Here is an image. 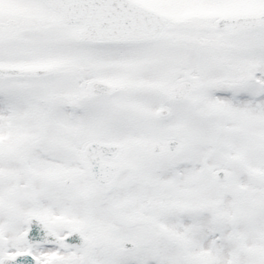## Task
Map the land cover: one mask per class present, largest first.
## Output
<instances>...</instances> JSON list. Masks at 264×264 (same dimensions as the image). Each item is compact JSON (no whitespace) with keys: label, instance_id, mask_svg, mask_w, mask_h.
<instances>
[{"label":"snow or ice","instance_id":"obj_1","mask_svg":"<svg viewBox=\"0 0 264 264\" xmlns=\"http://www.w3.org/2000/svg\"><path fill=\"white\" fill-rule=\"evenodd\" d=\"M0 264H264V0H0Z\"/></svg>","mask_w":264,"mask_h":264}]
</instances>
